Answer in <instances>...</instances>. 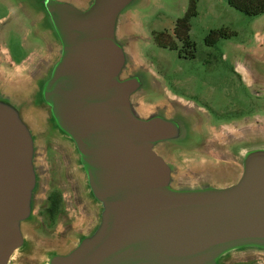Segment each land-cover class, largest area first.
Returning a JSON list of instances; mask_svg holds the SVG:
<instances>
[{"label": "water", "instance_id": "obj_1", "mask_svg": "<svg viewBox=\"0 0 264 264\" xmlns=\"http://www.w3.org/2000/svg\"><path fill=\"white\" fill-rule=\"evenodd\" d=\"M138 1L18 3L21 24L35 35L29 41L50 56L27 81L12 82L1 78L8 58L0 49V264L31 247L44 137L69 148L94 209L87 229L50 249L44 264H226L264 253V125L209 137L189 102L139 105L165 88L142 66ZM250 83L264 86V75ZM174 149L213 150L231 165L183 179Z\"/></svg>", "mask_w": 264, "mask_h": 264}, {"label": "rangeland", "instance_id": "obj_2", "mask_svg": "<svg viewBox=\"0 0 264 264\" xmlns=\"http://www.w3.org/2000/svg\"><path fill=\"white\" fill-rule=\"evenodd\" d=\"M20 1L0 0V49L4 45L9 52L8 60L1 66V78L12 82L27 81L50 56V49L40 47L38 41L29 43L28 39L35 35L19 20ZM22 1L29 8L38 7L36 0ZM196 1L198 14L191 19L190 31L195 57L179 53L183 48L181 42H178L179 49H171L159 46L154 39L155 32L173 33L177 19L185 14L191 0H141L135 6L139 20L136 39L142 66L155 71L159 83L155 82V88L159 85L165 88L160 92L148 91L146 100L139 98L138 104L150 109L160 103H175V99L189 102L197 106L209 137L220 138L226 129L237 124L264 125V86L250 83L253 76L264 75V13L245 14L228 0ZM222 27L235 34L220 38L213 45L207 44L208 33ZM207 103L218 108L214 114L217 124ZM258 110H263L260 115H250ZM238 116L242 117L233 118ZM40 150L43 186L38 196L36 220L29 227L31 247L19 251L12 264H44L50 249L71 244L94 219V209L81 191L66 144L44 137ZM171 159L180 178L188 180H195L192 175L196 169L231 165L222 164L215 151L207 149H174ZM226 264H264V253H239L227 259Z\"/></svg>", "mask_w": 264, "mask_h": 264}, {"label": "trees", "instance_id": "obj_3", "mask_svg": "<svg viewBox=\"0 0 264 264\" xmlns=\"http://www.w3.org/2000/svg\"><path fill=\"white\" fill-rule=\"evenodd\" d=\"M229 4L236 9L248 15H259L264 13V0H228ZM198 14L197 1L191 0L190 5L185 14L176 21L173 33L169 31H159L154 33L156 43L164 48L179 49V43L183 44V48L179 49L181 55L195 57V43L191 39L190 31L192 29L191 19ZM235 34L229 28L222 27L212 29L207 37L206 43L213 45L220 38H227ZM188 48V49H186ZM185 51V54L183 53ZM53 204L56 205L52 199Z\"/></svg>", "mask_w": 264, "mask_h": 264}, {"label": "flooded vegetation", "instance_id": "obj_4", "mask_svg": "<svg viewBox=\"0 0 264 264\" xmlns=\"http://www.w3.org/2000/svg\"><path fill=\"white\" fill-rule=\"evenodd\" d=\"M255 93H257L258 94V92H256V90H255ZM258 96V95H257ZM207 106H208V109H209V111H210V114L212 115V117H213V119H214V114L215 113H217L218 112V108H215L214 109V107H210V104H208L207 103ZM229 108H227L226 110H228ZM263 110H258V111H255L253 114H250V115H260L261 114V112H262ZM242 116H238V117H233V118H241ZM213 122L215 123V124H217L216 123V121H215V119L213 120ZM241 125H239V124H237V125H234L233 126V129H237V128H239Z\"/></svg>", "mask_w": 264, "mask_h": 264}, {"label": "crops", "instance_id": "obj_5", "mask_svg": "<svg viewBox=\"0 0 264 264\" xmlns=\"http://www.w3.org/2000/svg\"><path fill=\"white\" fill-rule=\"evenodd\" d=\"M134 16V15H133ZM134 18H135V22H136V24H137V26H136V28L138 27V23H139V20H137V18H138V14L137 15H135L134 16ZM28 39V38H27ZM29 40V39H28ZM29 43H31V44H34V42H31V41H29ZM36 44V43H35ZM3 48H4V51L6 52V53H8L9 54V52H8V48L7 47H5L4 45H3ZM139 51V50H138ZM140 53V52H139ZM10 59L12 60V58L10 57ZM27 59V58H26ZM154 71V70H153ZM155 72V71H154Z\"/></svg>", "mask_w": 264, "mask_h": 264}]
</instances>
